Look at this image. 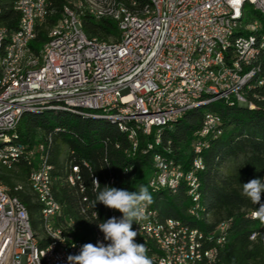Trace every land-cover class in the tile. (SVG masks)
I'll return each mask as SVG.
<instances>
[{
	"label": "trees",
	"instance_id": "trees-1",
	"mask_svg": "<svg viewBox=\"0 0 264 264\" xmlns=\"http://www.w3.org/2000/svg\"><path fill=\"white\" fill-rule=\"evenodd\" d=\"M13 1L15 0H0V26L5 29L7 40L17 30L20 22V14L12 7ZM68 1L49 0L51 15L36 28V37L29 44L32 54L38 55L47 39L48 30L60 19L61 10ZM132 1L137 4L147 2ZM258 17L256 12L251 13L250 18ZM80 21L82 31L87 37L104 42H108V37H115L117 40L118 31L114 22H95L85 16ZM259 33L264 36V23H261ZM258 65L260 73L251 83L252 88L244 92L245 100L252 103L253 109L240 108L233 99L221 101L217 108L204 113L199 112L198 108L186 113L180 121L166 128L161 138L162 146L166 147L169 143L173 160L182 164L180 169L187 171L193 156L192 148L197 139L194 136L201 130L205 114H215L220 118V134L215 139H207L209 147L201 153L204 170L198 176L201 183L200 205L204 209L203 216H206L207 223L204 221L197 224L202 231L209 235L214 234V238L218 237L219 233L212 232L219 225L228 224L223 233L225 243L219 255V264H264V225L258 219L252 218L259 204H253L242 195V184L256 178L264 182V83L258 86L256 82L264 80V48L261 49ZM14 134L15 142L25 149L18 160L12 162L9 167L0 165V183L6 188L8 195L17 198L25 207L30 226L37 231L39 222L42 223V206L35 201L32 194H27L22 186L17 187V183L26 182L31 168L35 166L34 163H39L47 154L48 163L52 167V192L63 208L61 217L53 220L54 225L67 231L71 241L83 240L85 244L91 242L90 235L98 220H88L78 212V196L63 183L66 166L70 162L86 160L91 170H94L93 173L100 174L103 162L106 161L114 173L110 187L138 191L141 185L147 186L145 179L150 172L152 156L162 149L152 145L154 129H150L145 143L141 141L139 144V148L145 146L148 149L147 155L141 156L140 152H137L136 156L129 157L127 153L131 143L126 135L114 126L105 121L83 119L77 115L53 110L23 114ZM149 145L150 147H147ZM27 155L34 158L32 166L27 162ZM127 167L131 168L129 173L122 175L121 172ZM84 184L88 187L86 196L90 202V210L98 213L101 223L106 221L107 207L99 202L95 205L98 192L104 187L93 194L89 190L87 180ZM149 192L153 194L150 208L157 212L161 220H187L185 211L189 199L183 186L174 192ZM261 203H264V193L261 194ZM90 212L87 211L86 215ZM116 212L120 218L122 213L118 210ZM251 235H255L253 240H250ZM44 245L46 242H41L39 247Z\"/></svg>",
	"mask_w": 264,
	"mask_h": 264
},
{
	"label": "bare ground",
	"instance_id": "bare-ground-1",
	"mask_svg": "<svg viewBox=\"0 0 264 264\" xmlns=\"http://www.w3.org/2000/svg\"><path fill=\"white\" fill-rule=\"evenodd\" d=\"M68 2L69 3L64 5L61 10L60 19L48 30L47 39L42 45L38 55L32 54L29 44L36 37V28L42 25L46 18L51 15L49 0H44L43 11L40 12V22L38 11H33L32 8H14V5L20 4L21 0L12 2L13 9L20 14V22L18 25L23 31L32 32V35L26 36L24 48L21 53L17 55V47L12 46H19L22 44L20 29L17 28L7 40L5 29L0 26V80H4L1 82V90H9L14 84L20 82V77L28 73L32 65V60H35L37 68H45L48 58V42L55 38H58V40H66L68 34L73 31V21L75 22L76 33L79 36V40L85 42L86 45L92 48L102 49H112L123 46L124 31L122 30H117L118 37L117 40L113 42H104L93 37L89 38L83 33L80 19L83 16L90 18V10L102 11V18L114 19V17H116V20H112V22L116 24L117 28L128 26V23L151 22L157 17L156 0H147L144 4H137L132 0H69ZM122 7L124 11H122ZM246 7H250V11H246ZM68 11L70 12L71 20L68 18ZM252 12H256V15L258 14L260 17H258L260 20H258V18H252V21L257 22L261 27V23H264V6L256 4V0H238L236 13L231 16H228V14H219V16H217V23L225 24L226 26H241L249 22ZM259 32L260 29L255 31L233 30L225 33L223 42H215L214 35L203 36V46L212 47V45H214V49H217V56L219 57H228L231 52H236L238 50L241 43H246L251 40L248 47L241 48V66L234 69V76H242L243 74L251 73H249L246 78H242L238 81L236 93H230V87L226 82H216L214 84V90H211V88L199 87L197 84H187L184 86L182 85V80L176 79H168L162 83H157L153 89L149 90V97H154L155 100H161V102H168L173 96L195 101L185 105L182 114L175 119H169L164 123H154L150 125V129H154L152 145L157 148H162L161 152L155 153L151 159V167L148 176H150V182L152 184H159L162 177V170H165L166 167L175 163L171 156L172 152L170 151L171 148H169V143H167L166 147L162 146L161 138L166 128H170L172 124L180 121L186 113L205 107L212 102H225L233 99L237 105L247 103L244 98V92L252 88L251 83L260 73L258 61L261 49L264 48V36ZM197 55L198 48H191L190 58H197ZM9 64L10 69L7 71L6 67ZM256 82L258 86H261L264 80H258ZM237 94L241 101L237 100ZM144 107L145 110H153V99L144 98ZM250 108H252V106ZM123 109H125V111H134V104L128 100H117L116 102L92 105V103H83L82 101H70L62 97V95L52 96V99H47L43 101V103H37L36 100H28L26 101V109H20L16 112V115H13L10 121L11 134H9V126H0V165L9 167L12 162L18 160L19 156L24 151V148L18 145L14 140V131L22 115L25 113H40L46 110L66 112L77 115L83 119L105 121L114 126L119 132L126 135V138L131 143L127 155L129 157H134L132 153L136 150V143L138 147L141 141L145 143L144 140L147 137V129L144 127V119H142V116L133 114H126V118L108 116V114H122ZM212 121L217 123H214L213 126L209 128V133L207 135L198 136L193 145V156L189 170L183 171L180 169L178 178L166 180L156 187L146 184L149 190L159 192H174L178 187L183 186L186 190L187 197L190 196L191 205L195 209V218H191V205H188L185 211L187 217L185 222L174 219L161 220L155 210L150 208L149 212V221L153 222L155 231H167V223L171 224L173 227H180L182 239L180 240V235H173V242H175V247L181 249L184 264H206V258L200 257L201 239L199 235L208 236L209 234L202 231L197 226V224H201V222L204 221L207 223L206 216H203L204 209L200 205L201 183L198 176L199 173L204 170L201 153L204 149L209 147L207 139H215L220 134V118L210 113L205 114L200 131H207V122ZM147 147H150V145ZM137 152H140L141 156H146L148 149L144 146L142 148H137ZM26 159L28 160V164L32 162V156L27 155ZM39 163L40 174L42 175L39 177V185H42V187L38 185L37 181L29 179V177L27 178V187L34 196L35 201L42 206L41 221L45 238L37 239L38 235L30 226L25 207L17 198L8 195L6 188L1 183L0 196L5 197L7 201H13L22 209V211H15V218L26 221L28 240L29 242H33L29 249V260L34 264H68L67 257L69 255L79 254L85 242L83 240L71 241L67 231L65 232V230L54 225L53 220L61 217L63 208L55 200L52 192V167L48 163L47 154L41 158ZM87 166V175L92 176L90 178L78 180V172L85 171V161L76 163L70 162L64 170L65 175L63 177V183L78 196L79 206H77L79 207L78 212L80 215H85L88 220H97L91 212L88 216L86 215L87 211H89V204L87 202L89 199L87 196L85 198L84 189H82V187H87L84 184L87 180L90 188L89 190L94 194L97 189H94L93 178L98 179L100 188L105 185L111 186L114 180V173L111 171L106 161L103 162L100 174L93 173L94 170H91L88 163ZM130 169V167L124 168L121 174H128ZM106 210L107 219L113 216L119 218L115 209L107 207ZM23 211H26V213ZM227 228L228 224H224L223 229H220V236H224L223 233ZM132 230L137 231L138 235L136 237H139L141 235V221L138 224L133 221ZM254 236L255 235H251L250 240H253ZM101 239L103 240L102 232ZM63 240L67 246L71 247V252H63ZM90 240L94 245L99 241L98 224L94 225ZM212 240H219V236L216 238L212 236ZM41 242H46V245H44V247H39ZM140 243L146 245V254L152 260L154 258L153 249L156 248V239L150 235H142L140 236Z\"/></svg>",
	"mask_w": 264,
	"mask_h": 264
},
{
	"label": "built area",
	"instance_id": "built-area-1",
	"mask_svg": "<svg viewBox=\"0 0 264 264\" xmlns=\"http://www.w3.org/2000/svg\"><path fill=\"white\" fill-rule=\"evenodd\" d=\"M157 17L147 23H128V26L118 27L124 31L123 46L102 49L92 48L79 40L76 33L75 22L73 31L66 40L52 39L48 42V58L45 68H37L35 60L28 73L20 77V82L14 84L9 90H1L0 80V126H9L13 115L20 109H26V101L36 100L43 103L52 96L62 95L70 101H82L98 105L101 103L128 100L134 104V111H125L122 114L109 115L125 117L126 114L142 116L144 127L149 136L150 125L164 123L166 120L175 119L182 114L185 105L195 102L192 99L173 96L168 102L155 100L149 97V90L157 83L168 79L182 80V85L197 84L199 87L214 90L216 82H226L230 93H236V85L242 76H234V69L241 66V48L248 47L249 42L241 43L236 52H231L228 57L217 56V49L203 46V36L214 35L215 42H223L225 33L233 30L261 29L257 22L249 18V22L241 26H226L217 23L219 14L231 16L236 13L238 0H156ZM44 0H21L14 8H32L43 11ZM256 4L264 6V0H256ZM122 11L124 8L122 7ZM149 12V11H146ZM251 17V14H250ZM68 18L71 20L70 12ZM90 19L116 20L102 18V11L90 10ZM22 44L17 47V55L24 48L26 36L32 32H25L18 25ZM198 48L197 58H190V49ZM10 69V64L6 70ZM144 98L153 99V110H145ZM229 98V97H228ZM237 100L239 96L237 94ZM215 121L207 122V131H199L197 136H205ZM136 141V139H135ZM138 144L132 156L137 155ZM25 149V148H24ZM85 171L78 172V180L90 178L87 175V161ZM29 165L32 166L30 163ZM28 175L39 185L40 163H34ZM181 163H175L162 170L159 184H152L150 176L145 183L156 187L166 180L178 178ZM42 187V185H39ZM86 188L84 194L86 198ZM191 192V191H190ZM191 205L190 196H188ZM97 218L98 213L90 210ZM46 203V199H45ZM15 211H22L13 201H7L0 196V264H34L29 260V249L33 242L28 240L26 221L15 218ZM26 213V211H23ZM150 205L146 209L147 219L141 221V235H150L156 239L153 264H184L181 249L175 247L173 235H180V227H173L167 223V231H155L153 222L149 221ZM253 215V214H252ZM191 218H195V209L191 205ZM223 223L212 233H219V240H212V234L201 236L200 257L206 258V264H219V255L224 247V236H220ZM53 231V230H52ZM99 241L106 245L110 241L101 239L98 228ZM57 233V232H56ZM140 236L135 237V242L140 243ZM64 251L71 252L63 240ZM62 252V254H63Z\"/></svg>",
	"mask_w": 264,
	"mask_h": 264
},
{
	"label": "clouds",
	"instance_id": "clouds-1",
	"mask_svg": "<svg viewBox=\"0 0 264 264\" xmlns=\"http://www.w3.org/2000/svg\"><path fill=\"white\" fill-rule=\"evenodd\" d=\"M93 185L94 189L100 188L98 179L93 178ZM262 193L264 182L259 178L242 184V195L253 204H259L252 218L258 219L264 225ZM97 202L122 213L120 218L113 216L98 224L99 230L103 233V240L110 243L107 245L102 241L95 245L86 243L82 245L79 254L67 257L68 264H153L146 254V245L135 242L138 232L132 230L133 221L138 224L148 218L146 209L153 203L149 187L141 185L138 191H129L105 185L103 190L98 192L95 205Z\"/></svg>",
	"mask_w": 264,
	"mask_h": 264
},
{
	"label": "rangeland",
	"instance_id": "rangeland-1",
	"mask_svg": "<svg viewBox=\"0 0 264 264\" xmlns=\"http://www.w3.org/2000/svg\"><path fill=\"white\" fill-rule=\"evenodd\" d=\"M250 9H251L250 7H246V11H250ZM107 40H108V42H113L115 40V37H108ZM219 105H220V102H212V103L206 105L205 107L199 108V112L204 113V112H207L209 110H213V109L217 108ZM32 114H36V113H32ZM33 159L34 158L32 156V160ZM17 185H18L17 187H21L22 186V189L27 194L31 195V193L29 192V189L26 186L27 185V180H26V182L25 181L24 182H19V183H17ZM151 195H153V194H151ZM35 233L38 235L37 239H43V238H45V234H44V231H43L42 223L39 222L37 231H35Z\"/></svg>",
	"mask_w": 264,
	"mask_h": 264
},
{
	"label": "water",
	"instance_id": "water-1",
	"mask_svg": "<svg viewBox=\"0 0 264 264\" xmlns=\"http://www.w3.org/2000/svg\"><path fill=\"white\" fill-rule=\"evenodd\" d=\"M247 101V100H246ZM240 108H244V109H253L254 106L252 105V103L248 102L246 104H241V105H237ZM252 106V108H250Z\"/></svg>",
	"mask_w": 264,
	"mask_h": 264
}]
</instances>
